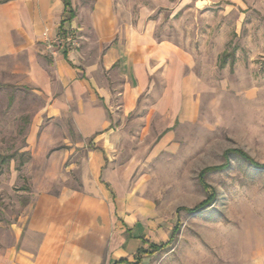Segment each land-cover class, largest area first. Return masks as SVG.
Returning a JSON list of instances; mask_svg holds the SVG:
<instances>
[{"label": "rangeland", "instance_id": "rangeland-1", "mask_svg": "<svg viewBox=\"0 0 264 264\" xmlns=\"http://www.w3.org/2000/svg\"><path fill=\"white\" fill-rule=\"evenodd\" d=\"M121 1L116 16L151 21L156 38L189 55L196 77L186 121L149 113L144 93L126 116L111 107L125 131L115 150L117 194L176 229L153 264H264V168L226 153L264 164V0ZM27 68L24 53L0 58V155L13 156L0 161V223L26 212L31 196L78 178L67 170L80 163L78 148L65 155L77 141L73 126L38 117L44 99Z\"/></svg>", "mask_w": 264, "mask_h": 264}, {"label": "crops", "instance_id": "crops-1", "mask_svg": "<svg viewBox=\"0 0 264 264\" xmlns=\"http://www.w3.org/2000/svg\"><path fill=\"white\" fill-rule=\"evenodd\" d=\"M70 2L74 17L64 20L61 0H0V58L26 55L28 79L44 99L38 117H67L77 141L65 155L76 147L81 155L67 168L78 171L72 186L31 196L26 212L0 223V264H153L150 245L167 242L173 226L148 220L135 200L117 194L115 150L125 131L111 107L126 116L144 93L149 113L186 121L196 77L189 55L156 38L151 21L116 16L121 0ZM65 29L77 47L48 53L43 32Z\"/></svg>", "mask_w": 264, "mask_h": 264}, {"label": "trees", "instance_id": "trees-1", "mask_svg": "<svg viewBox=\"0 0 264 264\" xmlns=\"http://www.w3.org/2000/svg\"><path fill=\"white\" fill-rule=\"evenodd\" d=\"M61 1H62V4H63L64 20H66V19L69 20V19L73 18L74 17V11L72 9L70 0H61ZM64 20H62V21H64ZM0 86H1V84H0ZM228 152H233V153L239 154L241 156V158L249 161L250 163H253L254 165H256L258 167L264 168V164H258V163L252 162L251 158L248 155H246L244 152H242V151H240L238 149H234L232 151H229V150L226 151V153H228ZM12 157H13L12 154H9V155H6V156H1L0 155V161H2L4 159H11ZM220 167H223V166H220ZM209 169H215V167L206 168L205 170L201 171V174L204 173L205 171L209 170ZM211 199H212V196L207 197L206 199H204L202 202H200L193 209L196 210V209L201 208L206 203L211 201ZM175 231H176L175 226H173V228L171 230V234L169 236V239L164 244H161V245L151 244L150 247L153 249V251H158V250L162 249L163 247H165L168 244V242L173 238V236L175 234Z\"/></svg>", "mask_w": 264, "mask_h": 264}, {"label": "built area", "instance_id": "built-area-1", "mask_svg": "<svg viewBox=\"0 0 264 264\" xmlns=\"http://www.w3.org/2000/svg\"><path fill=\"white\" fill-rule=\"evenodd\" d=\"M47 31L43 32V42L48 53L52 54L56 48L65 47L66 49H73L77 47V40L72 29L65 32H59L54 37H48Z\"/></svg>", "mask_w": 264, "mask_h": 264}]
</instances>
